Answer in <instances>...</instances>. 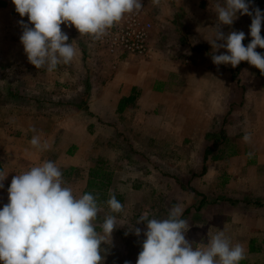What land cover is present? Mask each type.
<instances>
[{"label": "rangeland", "instance_id": "obj_1", "mask_svg": "<svg viewBox=\"0 0 264 264\" xmlns=\"http://www.w3.org/2000/svg\"><path fill=\"white\" fill-rule=\"evenodd\" d=\"M194 1H200L202 4L178 8L174 7V4L163 6L160 4L161 0L159 4H154L153 0H142L143 9L134 15L144 22H151L153 26L150 38L155 41L157 53L162 56L153 58L156 62L174 60L181 65L192 66L206 65L203 61H210L212 56L208 52V34H211L209 38L212 39L217 24L215 6L223 4L224 0ZM210 2L213 6H210ZM252 5L264 12V0H252ZM237 15L238 19L232 26L222 25L221 30L225 35L234 30L243 31L245 40L242 43L247 46L252 39V18L239 13ZM191 30H195L196 35L193 33L191 36ZM263 32L264 22L261 35ZM199 35L204 39V44L198 40ZM85 39L93 52L104 50L87 36ZM256 51L264 54V49L259 47ZM92 57L97 58L98 55L90 56ZM130 58L132 61L129 62L134 64L153 61L151 56L127 54L115 60L121 59V62L129 63L126 59ZM237 67H232L231 71L233 74L237 69L235 77H231L233 102L229 106V115L232 113V123L228 130L232 140L228 143L221 141V147L215 154L225 155L226 158L209 162L205 174L202 173L203 153L208 143L213 144L215 137L211 136L213 132L206 135L205 139L200 135L195 137L192 118L193 95L187 91L179 97L180 101L177 104L172 103L173 108H170V115L173 117L179 113V116L186 118L185 124H181L179 129L176 123H179L180 119L177 122L175 117L169 118L171 125L168 133L151 137L147 143L141 137L139 140L127 127L126 132L121 129L112 136L105 137L108 148L115 151L112 165H109V170L117 174L112 190L122 196L124 210L120 214H112L117 215L118 227L123 226L114 230L111 245H101L107 249L103 254L104 264H136L145 239L143 230L146 228L144 223H136L139 215L147 213L149 218L165 219L169 211L177 205L182 209L181 218L190 226L186 239L193 243L194 247H203L212 236L223 231L233 245L241 243L245 246L244 260L250 264H264V132L257 131L258 116L255 110L257 99L264 95V75L248 62L239 69ZM23 78L22 72L16 69L14 63L0 70V108L7 105V99L15 101V95L21 90L14 82L18 84ZM179 82L184 90H188L187 83ZM237 98L238 102L242 101L245 105L243 110L238 108V102L235 101ZM204 118L200 122L202 128L209 129L210 120H203ZM222 122L223 119L219 118L213 129L219 130ZM1 125L0 119V128ZM182 129L184 134L181 133ZM245 134H251L250 143L244 142ZM234 150H239L243 158L229 156ZM62 172L63 176L67 173ZM64 179L74 195L79 197L84 194L87 188L86 181L81 180L84 178ZM258 195L261 197H255ZM256 200L261 201L262 205L256 206ZM101 209L97 219V231H101L99 224L108 212L106 208ZM131 225L142 229L139 237L129 230ZM251 240L256 241L255 247L260 249L259 252L249 251Z\"/></svg>", "mask_w": 264, "mask_h": 264}, {"label": "crops", "instance_id": "obj_2", "mask_svg": "<svg viewBox=\"0 0 264 264\" xmlns=\"http://www.w3.org/2000/svg\"><path fill=\"white\" fill-rule=\"evenodd\" d=\"M200 3L194 0H161L160 4L185 8L196 7ZM210 6L213 3L210 2ZM21 20L28 23L27 16L21 17L16 12L12 0H0V70L14 63L24 77L18 84L14 82L21 90L15 95V101L7 99V105L0 108V166L5 174L9 173L3 181L4 187L0 188V209L9 202L7 189L13 176L48 160L67 172L64 178H84L81 180L86 183L90 170L99 165L112 174L114 183L117 174L109 170V165H112L115 151L108 148L105 137L121 129L126 132L127 127L129 132L147 143L151 137L168 133L171 125L169 118L175 117L177 122L180 119L176 123L179 129L186 118L179 113L173 117L170 108H173L172 103L180 101L179 97L186 91L193 95L195 137L200 135L205 139L212 132L217 134L222 131L228 140H232L228 130L232 123L229 106L233 102V68L230 64L217 66L211 57L210 61H203L206 65H181L174 60L156 62L153 58L160 54L151 38L147 56L152 57V62L134 64L131 58L126 59L128 62L131 60L129 63L121 62V59L116 61L115 58L125 54H111L106 49L93 52L87 46L86 35H80L75 26L62 24L61 30L68 35L67 43L76 49V56L71 63L60 64L54 71L48 72L46 67L36 69L29 63L20 42L23 29L18 22ZM194 31L191 30V36L196 35ZM197 37L202 44L205 43L200 35ZM208 50L212 56L214 50L210 43ZM222 53L226 54V49L215 52L216 55ZM95 55L100 58H90ZM179 81L187 83L188 90H184ZM131 96H135L133 103L120 112L122 100ZM238 99L235 101L238 102ZM238 105L240 110L245 107L242 101ZM255 110L257 131L264 132V95L257 99ZM202 118L210 120L209 129L202 128ZM219 118L223 122L219 130H215L213 128ZM33 128L35 132L31 130ZM181 133L184 134L183 129ZM34 135H39L41 144H48L47 150L41 151L31 145ZM208 147L212 145L208 143ZM229 156L243 158L239 150ZM219 157L209 160L207 165L226 158L225 155ZM246 264L250 263L246 261Z\"/></svg>", "mask_w": 264, "mask_h": 264}, {"label": "clouds", "instance_id": "obj_3", "mask_svg": "<svg viewBox=\"0 0 264 264\" xmlns=\"http://www.w3.org/2000/svg\"><path fill=\"white\" fill-rule=\"evenodd\" d=\"M12 3L21 17L28 18V23L23 20L18 23L23 29L20 42L29 63L36 69L46 67L48 72L60 64L71 63L76 56V49L67 43L68 35L61 30L62 24L75 26L80 35L98 41L126 16L143 9L142 0H12ZM153 3L159 4L160 0ZM215 13L217 24L208 41L214 50L212 62L235 68L247 61L264 75V54L256 51L257 47L264 49L261 36L264 12L253 7L252 0H224L215 6ZM238 13L252 18V39L247 46L242 43L243 31L225 35L221 30L222 25L232 26ZM222 48L226 54L216 55ZM243 140L250 143L251 134H245ZM30 143L41 151L49 147L47 143L41 144L39 135H34ZM8 174L0 170V188L4 187ZM7 191L9 202L0 209V264H104L107 249L101 245H111L114 230L123 225L118 227L117 215L109 214L99 224L101 231H97L102 210L98 197L92 193L74 195L55 162L44 161L13 176ZM107 205L114 214L124 210L114 193H110ZM181 217L179 205L165 219L149 218L147 213L139 215L136 223H144L146 228L136 264H240L246 258L245 246L233 245L223 231L212 236L203 247H194L186 239L190 226ZM129 230L137 237L142 232L134 225Z\"/></svg>", "mask_w": 264, "mask_h": 264}, {"label": "built area", "instance_id": "obj_4", "mask_svg": "<svg viewBox=\"0 0 264 264\" xmlns=\"http://www.w3.org/2000/svg\"><path fill=\"white\" fill-rule=\"evenodd\" d=\"M152 27L151 22H144L132 14L109 29L107 35L98 41L86 36L111 54L121 53L145 57L150 51Z\"/></svg>", "mask_w": 264, "mask_h": 264}, {"label": "trees", "instance_id": "obj_5", "mask_svg": "<svg viewBox=\"0 0 264 264\" xmlns=\"http://www.w3.org/2000/svg\"><path fill=\"white\" fill-rule=\"evenodd\" d=\"M261 36L264 37V32L262 33ZM246 63H247V61H243L237 68L239 69L241 66H243V64H246ZM236 74H237V69H236V71L233 72V76L235 77ZM237 83L240 84L239 81H237ZM134 100H135V96H131V97L126 98V99L124 98L122 100V104L120 105L119 111L120 112L123 111L124 108L128 105H131ZM211 136L215 137V139L212 142L213 143L212 147H208L205 151L204 165L202 168L203 174H205L207 171V162L209 160H217L218 158H220L218 155L215 154V151L220 149L221 141L224 143H228V141H229L222 131L218 132L217 135L213 134ZM235 154H237V151L234 150V152H232L230 155H235ZM0 170H1V166H0ZM112 183H113L112 174L110 172L102 169L99 165H96L95 167H93L90 170L87 188L84 191V194L85 193H92L93 195L98 197V203H99L100 207L108 209L107 215L113 214L110 212V209L107 205V200L109 199L110 193H114L116 195V198L121 203L123 202L122 196L120 194H118L116 191L112 190ZM230 202L233 204L236 203V202H232V201H230ZM261 205H262L261 201L256 200V206H261ZM103 219L101 222H103ZM255 242H256L255 240L250 241V244H249V248H250L249 251L250 252H259L260 251L259 248L255 247V245H256ZM240 264H246V261L242 260V261H240Z\"/></svg>", "mask_w": 264, "mask_h": 264}]
</instances>
